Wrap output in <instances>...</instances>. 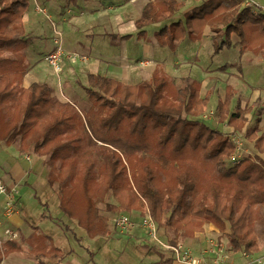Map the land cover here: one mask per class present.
Instances as JSON below:
<instances>
[{
    "label": "trees",
    "instance_id": "1",
    "mask_svg": "<svg viewBox=\"0 0 264 264\" xmlns=\"http://www.w3.org/2000/svg\"><path fill=\"white\" fill-rule=\"evenodd\" d=\"M187 1L197 4L176 21ZM29 5V0H0V135L14 143L22 128L32 126L41 132L35 143L39 151L49 143L53 123L44 125L36 119L37 109L43 105L59 109L56 131L69 127L78 112L70 103L52 97L46 84L22 87L28 69L21 55L29 44L24 23ZM161 23L165 26L156 34L157 42L173 51L178 42L202 40L209 27L214 54L237 49L240 72L246 55L264 59V13L243 6V0H154L136 22L137 36L146 37L147 27ZM228 68L224 65L219 71ZM83 88L91 103L85 115L87 139L56 143L50 151H56V160L53 154L47 161L48 181L56 185L65 216L76 221L89 238H108L113 229L98 204L111 196L106 212L150 215L158 229L173 235V246L213 224L230 249L248 255L260 251L264 130L248 135L256 159L230 164L235 148L222 132L202 120L211 93L203 96L202 84L194 78H173L157 67L150 79L129 85L90 72ZM15 95L18 98L12 102ZM236 97L234 87L227 86L216 120L241 131L262 99L242 108L239 102L233 107ZM64 229L71 232L68 226ZM25 243L36 258L62 260L70 254L64 255L49 237L37 233L24 243L9 241L6 254L24 252ZM163 259L157 264L172 262Z\"/></svg>",
    "mask_w": 264,
    "mask_h": 264
},
{
    "label": "rangeland",
    "instance_id": "2",
    "mask_svg": "<svg viewBox=\"0 0 264 264\" xmlns=\"http://www.w3.org/2000/svg\"><path fill=\"white\" fill-rule=\"evenodd\" d=\"M69 0H56V7H62L67 4ZM30 5L27 13L33 14L36 10V4L33 0H30ZM77 2V4H75ZM51 4V3H50ZM48 4V5H50ZM82 6V1H72L71 7H73L72 14H67V16L62 18L56 17V31L61 33L62 46L66 50H72L78 52V58L75 63L71 61H65L64 63V72L61 75H56L52 68L49 66L47 62L44 61V54L46 53V47L52 43L54 44V38L58 36L55 34L52 21L55 22L54 19L51 21L47 20L45 22L44 29L40 34L43 40L38 44L36 52L38 60H33L34 70H38L40 75L45 79L54 81V91H55V99L61 101L62 103H70L73 107H75L78 112V116L74 118L72 124L69 127L62 126L56 131V114L60 111L59 109H48L46 106H40L36 112V119H39L44 125H49L50 122L53 123V129L51 130L49 136V143L42 146L39 151H35V143L39 140L41 132L38 131L34 127L22 128V133L17 136V140L14 143H9L6 139H3L4 135H0V177L8 178V176L18 175L17 172H21L24 174L22 179V183L17 186L19 189V204L26 210L27 212V221L29 226L39 230L43 234H48L52 237L54 241V245L60 248L65 254L71 253V259H76L81 264H145L146 262H154L159 260V254H172L167 247H171L173 245L170 244L173 235L166 231L158 229V240L153 241L150 239L148 233L140 227H137L135 231L130 236L120 235L117 230H114L113 223L110 221V215L108 218V224L113 229L111 236L108 238L99 237L91 240L84 229H82L76 221L69 219L62 212L59 206V199L57 198L56 185L51 186L48 178L50 168L48 166V159L53 154V160H56V151H51V148L56 146V143L71 141L73 139H87V135L85 134L86 124H85V115L91 108V103L88 99L87 94L84 91V86L87 84V76L85 73L81 75L71 74L69 71L71 68L69 67H77L78 69H85L88 66L90 69L94 68L93 66L99 64L95 57L100 58L101 61L107 62L105 57H101L100 54L105 53V49L101 50L98 42H103V39L108 41L106 47H113L112 41L106 38L104 35L105 30L108 32L116 33V28L103 29L100 25V22L94 21V16H81L79 8L77 6ZM41 7H44L43 3H40ZM77 9H76V8ZM110 12V11H109ZM117 13L111 11L108 15L113 16ZM46 14H41L40 16H45ZM138 14L135 13L134 20H137ZM46 17V16H45ZM164 24H154L146 28L147 35L144 38L137 37L126 38L125 44L128 47V58H130V63L126 65L127 70H133L134 82L138 84L146 80V76L152 71V66H140V62H137L138 59H144L151 57V53L155 54V60L157 66L155 68L164 69L166 64H176V68H179L182 76L192 77L195 80L199 81L201 84L205 81L207 76V72L204 70L203 66H208L209 68H221L222 65H228V60L232 61V55L238 57V50L234 49H224V52L220 54H214L213 46L211 42L205 40L201 45L198 43H193L191 41H186L183 44H180L179 49L175 51L171 50L168 47H162L158 44L156 40L155 34L158 33ZM104 46V45H103ZM68 48V49H67ZM64 49V50H65ZM112 49H115L113 47ZM96 51V54H95ZM120 54V51H117ZM81 54H85L91 57V60L88 61V66L82 62ZM95 54V55H94ZM118 54L109 53V57L118 56ZM252 59V63H256L258 65V61L260 60L259 70L258 72H254L255 78L259 80V76L264 80V59H258L256 55L250 53L248 54ZM196 56H199L200 62H198V66L192 65V59ZM107 58V57H106ZM145 61V60H142ZM226 63V64H225ZM249 61L244 59L243 65H247ZM85 66V68H84ZM92 66V67H91ZM154 67V66H153ZM238 64L235 65L233 69L234 75L237 77L243 76L242 72L238 71ZM69 69V70H68ZM226 70L221 71L219 75H214V82L216 83L218 79L225 81L231 75L224 74ZM252 71V70H251ZM251 73V72H249ZM248 73V74H249ZM244 74V76L248 75ZM227 80V81H228ZM219 82V81H218ZM235 80L231 79V84H234ZM236 83V94L237 97L234 100L233 107L237 106L238 102L243 105L247 100V96L243 93V89H239V81ZM70 84V85H68ZM204 84V83H203ZM218 86L216 90L213 89L210 96V101L208 104V108L205 114L202 116V120L206 122L210 127L219 130L224 134L229 132H237L244 135V139L247 142V145L251 148L252 142L248 138V135L256 132L258 135L262 132V128L260 127V119L257 120L260 114L259 108L264 105V81H260L257 84V88H252L253 90L246 92V94L250 97L253 91L261 90L262 91V100L259 105V108H255L250 114H248V122L246 126L241 130L237 131L233 126L229 124H221L216 120V109L220 99H223L226 94L225 83H217ZM238 85V86H237ZM255 85H252L254 87ZM208 86L206 85L203 89V94L205 95ZM52 90V89H51ZM255 94V93H254ZM261 96V95H260ZM256 96H252V100L255 101ZM17 96L12 97V102L17 100ZM252 106V105H251ZM250 107V106H246ZM245 107V108H246ZM262 109V108H261ZM261 111V110H260ZM211 112H214V119H204L205 115H210ZM258 113V114H257ZM18 126H22L21 123H18ZM2 134V130H0ZM24 135V136H21ZM22 137V138H21ZM50 152V153H49ZM29 156L30 159L27 158ZM111 196L107 197L104 201L98 204L102 213L106 212V203L113 201ZM46 217H43V215ZM127 214V213H120ZM130 218L134 221L140 223L142 216H137L135 214H128ZM113 218V217H112ZM64 226H68L71 229V232H66ZM257 233L259 234L260 228H256ZM75 236L81 238L80 241L75 240ZM80 250V253H79ZM94 254V261L88 262V256Z\"/></svg>",
    "mask_w": 264,
    "mask_h": 264
},
{
    "label": "crops",
    "instance_id": "3",
    "mask_svg": "<svg viewBox=\"0 0 264 264\" xmlns=\"http://www.w3.org/2000/svg\"><path fill=\"white\" fill-rule=\"evenodd\" d=\"M33 1L35 2L36 7H37V5L40 6V3H43V5H45V6L42 8L46 9L47 13L45 15L46 17L45 16L41 17L40 16L41 13H37L36 11L33 14L28 12L24 16L26 35L28 37V43L29 44H28V48L21 55L22 56L21 58L24 59L25 64L28 67L27 73L24 76V79L22 81V87L27 89L32 84L43 83V84L48 85V87L50 89H52V97L55 98L54 81L49 80V79H45L44 77H42L40 75V73L37 69L34 70L35 66L32 63V61L38 60V57L36 58V56H37L36 52H38L37 46H38V44H40V42H42L41 40H43L41 38V36L37 35L36 33H38V34L41 33V31L44 29L45 22L47 20L51 21L52 19H54L55 22L52 21V25H53V28L55 25V29H56V17L62 18V17L67 16V14H72L73 7H71V2L72 1L74 2L77 0H69L67 2V4H65L62 7H58V6L56 7V0H33ZM81 1L83 4L82 6L76 5L79 8L81 16L93 15L94 19H95L94 21L100 22V25L103 29H106V27L116 28V31H117L116 33L108 32L107 30H105L104 35L106 36L107 39H109V37L111 36L110 37V40L112 41L111 45L113 47H115V49H117V50L112 49L113 47H111V48L106 47L105 44L107 45L108 41L106 39H103L104 40L103 42H98L97 44L100 45L101 50L105 49V53H107V54H102V52H101L98 55H100L101 57H105V59H107V62L101 61L100 58L95 57V59H97V61L99 62L98 66L95 65V66H93L94 68L90 69L88 66V63H85L88 66V69H87V67L85 68V66H84L85 69H82V70L78 69L77 67H69V68H71V70L69 72L71 74H74V75H78V74L81 75L82 73H85L86 76L88 73L92 72V73H96V74L106 75L108 77L120 80V81H122L126 84H129V85H134V82H132L134 80V77H135L133 75L134 71L133 70H127L125 68L126 65H128L130 63V58H128V47L125 44V42H127L126 38H130V37L133 38L135 36L137 37L138 29L136 27V22L140 19L145 6L154 0H81ZM248 1L250 3H255L256 5L262 7V9L260 10V13H264V0H248ZM48 4H50V5H48ZM75 4H77V2ZM196 4L197 3H195V2L187 1L186 7L183 10H181L179 13H177L175 20L177 21L179 19H183L184 13L189 11ZM253 9H255V8H253ZM35 10H36V8H35ZM109 11L110 12L111 11H114V12L117 11V13L113 16H110V15H108V13L110 14ZM135 13L138 14V15H136L138 17L137 20H134ZM164 26H165V24H164ZM55 29H54V31H55ZM156 34H155V36H156ZM212 36H213V33H212L211 29L209 27H207L204 30L202 40H200L196 43L201 45L205 40H208L212 44ZM137 40H139L138 37H137ZM186 41H188V40L178 42L176 49H179L180 47H178V46H180V44L185 43ZM61 42H62V40H61ZM45 47H46V53L44 54V61L46 62L45 58L51 52V50L55 47V43L53 45L51 43L50 45L45 46ZM118 50L120 51V54H118V52H117ZM234 50H237V49H234ZM65 51H66V53H78V52H76V50L75 51H72V50L69 51V50L65 49ZM222 52H224V50ZM109 53L110 54L113 53L114 55L118 54V56L113 55V56L109 57ZM95 54H96V51H95ZM151 54H152L151 57L149 56L148 58L137 60V62L142 61V60H149V61H152L154 63V67L152 66L153 69H152L151 73H149L148 76H146V80L150 79V77L152 76L153 71L155 70V67L157 66V63H158L155 60V54H153V53H151ZM80 55H85V54L80 53ZM85 56H87L91 60L90 56H88V55H85ZM239 58H240L239 55H238V57L232 55V61L228 60V62H226V63H228V65L232 66V67H229L224 72V74H228V75L230 74L231 75V77H229V80H228V78L225 81L218 79L216 81V83H212L211 85H209V84L212 81L214 82V79H213L214 75H216V74L219 75V73H222V72L219 71L220 68L206 69V67H208V66H203L204 70L207 72V76L205 78V81L202 82V95L203 96L211 93L213 91V89L216 90V88L218 86L217 83H219V82L225 83V87L227 88V86L236 87L235 82L239 81V83L242 84V85H239V86H241V87H239V89H243L242 90L243 93L247 96V100L244 102L245 104L243 105V103H241L242 108H245L246 106L253 105L259 98L263 99L261 90L253 91L252 95L250 97L246 94L247 90L252 91L253 90L252 88H257L258 82L264 81V80H262L261 76H259V80H256L255 78L252 79V76H254V74H255L254 72H258L257 70H259L257 68H259L260 60L258 61V65H256V63H252V59H250L251 57L249 55H246L244 59H247V61H249V63L246 66L243 65V63H242L243 76L237 77L236 75H234L233 69L235 68V65L238 64ZM257 58L260 59L259 57H257ZM194 59L195 60L192 59V62H191L192 65L194 64V65L198 66V62H200L199 56H196ZM65 61H69V60H67L65 58ZM65 61H64V63H65ZM130 64H132V63H130ZM177 65H179V63H176L174 65L169 63V64L165 65V71L167 72V74H169L173 78L182 77V74L180 73L179 68H176ZM249 72H251V73H249ZM244 74H248V75L244 76ZM231 79L235 80L234 84H231ZM68 85H70V84H68ZM206 85L208 86L207 87L208 89L206 90L205 95H204L203 89ZM252 85H255V86L252 87ZM234 89L237 91L236 88H234ZM252 96H256L255 101L252 100ZM207 108H208V105L206 107V110H207ZM261 108H259V112H258L260 115L256 118H257V120L260 119V127L262 128V131H263L264 130V105ZM27 158H29V156H27ZM17 173H18V175L15 174V176H8V178H4V180L10 185H18V187H19V185L22 183V179L24 177V174L21 172H17ZM0 202H2L1 198H0ZM19 206L21 207V210H22L21 215H16V216L12 217L10 220V224H9L19 233V238L15 241H19L21 243H24V241L26 239H28L33 233H37V234L49 237L52 240L53 245H54V241L50 235L43 234L42 232H39V230L34 229V228L29 226V223L27 221V212H26V210H24V208L20 204H19ZM102 214L109 218V216L113 215L114 213L105 212ZM133 214H135L137 216L139 215V214H137V212H134ZM115 215L116 214H114V216ZM114 216H112V217H114ZM112 217L110 219L111 222H112ZM42 218H43V216H42ZM111 222H109V224ZM109 228H110V230H112L110 226H109ZM220 236H221L220 231L213 224H206L204 226L203 232L197 233L193 238L186 239L181 243L187 247H190L194 252L201 254V253H203L204 250L207 249V247L209 246V242L211 240L212 241L216 240L226 247V254H227L228 261L233 262L234 264H256V263H253L251 260H248L245 257V252H239V251H234V250L230 249V247L228 245L227 238L220 239ZM75 240H77V239L75 238ZM91 240H93V239H91ZM77 241H80V240H77ZM8 242L9 241L4 236V227L3 228L1 227L0 228V263H3V264H81L76 259L70 258L71 253L62 260L49 258V257L36 258L34 256V254L31 252V247L27 243H25V246H24L25 251L24 252H21V253L15 252V253L6 254V250L8 248ZM260 247L261 248H260V251L258 253L254 254V255H250V256H257V255L262 256V255H264V240L263 239H260ZM79 253H80V250H79ZM63 254L65 255L64 252H63ZM166 255L167 256H165L164 254H159V256H160L159 260H156L154 262H146L145 264H157V263L161 262L162 258H164L163 260L172 259V262H170L169 264H182L181 262L177 261L174 258L173 253L170 255L167 253ZM205 257H206V264H211L210 255L207 254ZM93 258H94V254H91L90 256H88V259H89L88 262H93L94 261Z\"/></svg>",
    "mask_w": 264,
    "mask_h": 264
},
{
    "label": "built area",
    "instance_id": "4",
    "mask_svg": "<svg viewBox=\"0 0 264 264\" xmlns=\"http://www.w3.org/2000/svg\"><path fill=\"white\" fill-rule=\"evenodd\" d=\"M243 6L255 8V13H260V10L262 9V7L256 5L255 3H250L248 0H243ZM36 12L41 14L47 13L46 9L38 5L36 7ZM55 34L58 36V38H54L55 47L46 56L45 60L56 75H61L65 69V58L72 63H75L79 55L76 53H66L62 46L61 34L57 32L56 29ZM80 57L84 63H87L90 60L85 55H81ZM140 66L151 67L154 66V63L152 61L145 60L140 62ZM203 118L214 119V112H211L210 115H205ZM224 136L231 141L235 148L234 153L229 158L230 164H238L245 159H256L257 153L253 148L247 145L244 135L233 131L224 134ZM18 195L19 189L17 186L8 184L0 177V198L2 199V202H0V228L4 227V236L8 241H15L19 238V233L11 225H9L12 217L21 215L22 213L21 207L19 206ZM141 218V222L138 223L130 218L128 214H116L112 218L114 230H117L120 235L130 236L137 227H140L148 233L151 240L157 241L158 226L156 222L148 214H145ZM167 248L174 254V258L182 264H206L205 256L207 254L211 257V264H234L227 259L226 247L216 240H211L207 249L201 254L194 252L190 247H187L182 243ZM245 257L253 263L264 264V255L250 256L245 253Z\"/></svg>",
    "mask_w": 264,
    "mask_h": 264
}]
</instances>
